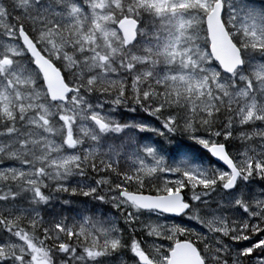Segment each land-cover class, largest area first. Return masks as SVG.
Listing matches in <instances>:
<instances>
[{
	"label": "snow or ice",
	"instance_id": "snow-or-ice-1",
	"mask_svg": "<svg viewBox=\"0 0 264 264\" xmlns=\"http://www.w3.org/2000/svg\"><path fill=\"white\" fill-rule=\"evenodd\" d=\"M0 264H264V0H0Z\"/></svg>",
	"mask_w": 264,
	"mask_h": 264
}]
</instances>
